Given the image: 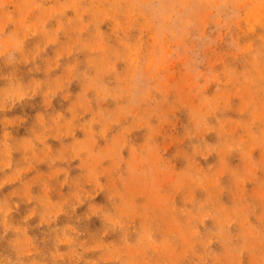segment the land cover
<instances>
[{
  "label": "clouds",
  "instance_id": "9594fccd",
  "mask_svg": "<svg viewBox=\"0 0 264 264\" xmlns=\"http://www.w3.org/2000/svg\"><path fill=\"white\" fill-rule=\"evenodd\" d=\"M0 264H264V0H0Z\"/></svg>",
  "mask_w": 264,
  "mask_h": 264
},
{
  "label": "rangeland",
  "instance_id": "374dc122",
  "mask_svg": "<svg viewBox=\"0 0 264 264\" xmlns=\"http://www.w3.org/2000/svg\"><path fill=\"white\" fill-rule=\"evenodd\" d=\"M77 89L75 88V86H74V88H73V91H76ZM210 140H212L213 138H209ZM233 163L235 164V163H237V161H233Z\"/></svg>",
  "mask_w": 264,
  "mask_h": 264
}]
</instances>
